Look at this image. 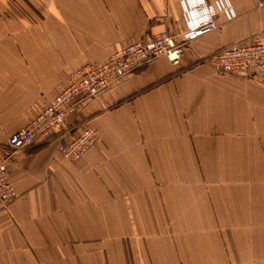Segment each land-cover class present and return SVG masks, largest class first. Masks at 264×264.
<instances>
[{
    "label": "crops",
    "instance_id": "obj_1",
    "mask_svg": "<svg viewBox=\"0 0 264 264\" xmlns=\"http://www.w3.org/2000/svg\"><path fill=\"white\" fill-rule=\"evenodd\" d=\"M219 1L234 19L217 9L176 61L137 66L6 160L0 264H264V75L208 60L264 30L255 0H0V160L74 69L181 38ZM88 127L84 155H61L58 140Z\"/></svg>",
    "mask_w": 264,
    "mask_h": 264
},
{
    "label": "built area",
    "instance_id": "obj_2",
    "mask_svg": "<svg viewBox=\"0 0 264 264\" xmlns=\"http://www.w3.org/2000/svg\"><path fill=\"white\" fill-rule=\"evenodd\" d=\"M258 7L264 6V0H255ZM217 7H210L205 18L197 21L181 36L162 32L154 37L141 38L122 46L109 55L102 63H83L69 74L68 83L59 89L55 96L46 103L43 110L33 117L26 127L13 132L7 140L9 149L0 160V202H6L16 197L15 188L9 179L7 159L18 151L25 150L33 144L36 138L42 141H52L56 131L63 128L67 117L72 114L78 104L97 96L100 92L112 86L118 80L133 72L136 67L150 63L152 59L163 56L170 61H176L182 54L183 47L190 40L216 30L215 15L218 11L224 13L226 19H234L236 12L227 1L217 2ZM206 7L203 2L196 7ZM218 9V11H217ZM214 71L234 76L249 75L255 71L264 75V30L243 38L239 42H230L208 57ZM97 140V130L85 128L68 139L58 140L57 150L67 159L77 160Z\"/></svg>",
    "mask_w": 264,
    "mask_h": 264
},
{
    "label": "rangeland",
    "instance_id": "obj_3",
    "mask_svg": "<svg viewBox=\"0 0 264 264\" xmlns=\"http://www.w3.org/2000/svg\"><path fill=\"white\" fill-rule=\"evenodd\" d=\"M142 39H143V38H142ZM110 55H111V54H110ZM152 61H153V59H152ZM152 61H151V62H152ZM147 64H148V63H147ZM145 65H146V64H145ZM142 66H143V65H142Z\"/></svg>",
    "mask_w": 264,
    "mask_h": 264
}]
</instances>
